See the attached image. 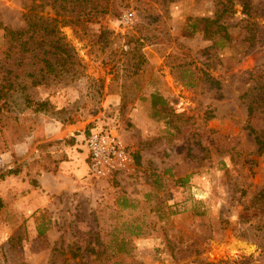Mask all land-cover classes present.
<instances>
[{
	"label": "rangeland",
	"instance_id": "1",
	"mask_svg": "<svg viewBox=\"0 0 264 264\" xmlns=\"http://www.w3.org/2000/svg\"><path fill=\"white\" fill-rule=\"evenodd\" d=\"M28 9L78 58L39 85L2 28ZM255 82L264 0H0V264H264ZM59 123L68 141L115 124L126 165L91 175L82 137L46 146Z\"/></svg>",
	"mask_w": 264,
	"mask_h": 264
},
{
	"label": "trees",
	"instance_id": "2",
	"mask_svg": "<svg viewBox=\"0 0 264 264\" xmlns=\"http://www.w3.org/2000/svg\"><path fill=\"white\" fill-rule=\"evenodd\" d=\"M48 4V3H47ZM245 5V4H244ZM91 10H96V7L91 8ZM88 14V13H87ZM26 20V27L20 30H11L8 27H2L6 35L9 36V43L14 44L18 48L20 55L18 61L26 58V55H31L32 59L40 62L41 67L34 69L28 75L31 76V85H39L44 83V81L57 76L56 69L57 66L63 67L66 63L71 65L78 64V58L76 53L73 51V48L69 46L66 42L64 36L60 31L54 28L53 20L48 18L46 15H39L37 13H32L28 9V12L24 14ZM87 21H92L91 17H87ZM222 27L223 25H218ZM56 29V30H55ZM6 91L2 92L5 86L0 85V98L2 95H5L13 84L8 83L6 85ZM25 98V97H24ZM243 102L246 104L247 113H248V122L255 119V117L261 116L264 117V82H255L254 85L250 87L245 93L241 95ZM4 105L0 106V110L7 109V101L4 100ZM47 102L44 101L38 104L37 109L42 108L46 109ZM48 107V106H47ZM254 132V139L257 144V150L264 153V130L257 131L250 127ZM91 128L89 125L85 128L86 135L89 134ZM64 143L73 144L74 140L71 138L70 141L66 138H61ZM46 146H53L57 143H60L59 139H45ZM55 140V141H54ZM44 141V140H43ZM61 141V142H62ZM41 142V141H39ZM38 142V143H39ZM43 145H37L38 148L42 150ZM48 156L53 155L48 151L46 153ZM49 162L54 163V167L47 168L49 171L56 172L57 166L61 159H49ZM10 173L17 174L20 171V167H13L8 169ZM2 173H0V178ZM258 200L264 199V187L260 189L257 193ZM41 232V231H38Z\"/></svg>",
	"mask_w": 264,
	"mask_h": 264
},
{
	"label": "built area",
	"instance_id": "3",
	"mask_svg": "<svg viewBox=\"0 0 264 264\" xmlns=\"http://www.w3.org/2000/svg\"><path fill=\"white\" fill-rule=\"evenodd\" d=\"M81 140L83 147L88 151L91 175L105 176L126 165L128 160L126 147L115 124L94 127Z\"/></svg>",
	"mask_w": 264,
	"mask_h": 264
},
{
	"label": "crops",
	"instance_id": "4",
	"mask_svg": "<svg viewBox=\"0 0 264 264\" xmlns=\"http://www.w3.org/2000/svg\"><path fill=\"white\" fill-rule=\"evenodd\" d=\"M59 126L58 127H55L54 129H48L47 131V134H48V137L51 139H57V138H63L64 136H68L69 134H71V130H68V132H65L64 135L61 134V131L65 129V125L59 123L58 124ZM56 126V125H55ZM86 135L85 133V128H82V133L78 135V137L75 139L76 140V144L78 142V138L79 137H84ZM57 146H53V148H56ZM58 148V147H57ZM82 159H85V152L83 153L82 152ZM2 160H6V159H2ZM9 162V161H8ZM7 163V162H6ZM49 173L51 174H55L54 172L50 171Z\"/></svg>",
	"mask_w": 264,
	"mask_h": 264
}]
</instances>
